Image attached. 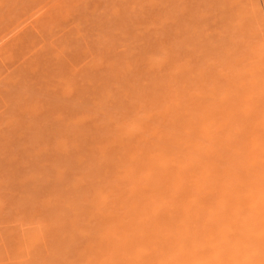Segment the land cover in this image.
I'll return each instance as SVG.
<instances>
[{"label": "rangeland", "instance_id": "1", "mask_svg": "<svg viewBox=\"0 0 264 264\" xmlns=\"http://www.w3.org/2000/svg\"><path fill=\"white\" fill-rule=\"evenodd\" d=\"M256 4L0 0V264H264Z\"/></svg>", "mask_w": 264, "mask_h": 264}, {"label": "bare ground", "instance_id": "2", "mask_svg": "<svg viewBox=\"0 0 264 264\" xmlns=\"http://www.w3.org/2000/svg\"><path fill=\"white\" fill-rule=\"evenodd\" d=\"M261 1H262V6H264V0H257V4H256L260 9H261V7H260Z\"/></svg>", "mask_w": 264, "mask_h": 264}]
</instances>
